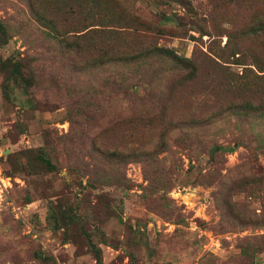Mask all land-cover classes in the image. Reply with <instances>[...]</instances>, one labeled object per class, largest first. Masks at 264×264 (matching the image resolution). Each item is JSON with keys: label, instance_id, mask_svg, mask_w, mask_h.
Here are the masks:
<instances>
[{"label": "rangeland", "instance_id": "374dc122", "mask_svg": "<svg viewBox=\"0 0 264 264\" xmlns=\"http://www.w3.org/2000/svg\"><path fill=\"white\" fill-rule=\"evenodd\" d=\"M0 24V264H264V0H0ZM122 53L148 117L94 69Z\"/></svg>", "mask_w": 264, "mask_h": 264}, {"label": "trees", "instance_id": "16d2710c", "mask_svg": "<svg viewBox=\"0 0 264 264\" xmlns=\"http://www.w3.org/2000/svg\"><path fill=\"white\" fill-rule=\"evenodd\" d=\"M0 29L2 31H4V27L3 25L0 24ZM94 29L91 31V34H97V33H101V29L97 30L96 28H91ZM114 32V31H113ZM87 33H81V34H75V38H77L78 40H83L85 38V36H87ZM49 37L54 39L55 34L54 32H52V34H49ZM66 38H61V42L64 43L65 46H68V43L66 41ZM80 47L81 45H79V42H75V48L77 49V51H80ZM164 54L165 57H167L169 60H171L172 62H180V58H178L177 56L171 55L168 56V54L164 53L163 51L161 52ZM141 57H143L142 53H122V54H115V55H111L107 58H103V59H98L96 62H94V69H101L102 71L106 72L104 74H106V80L108 82V84L110 86L114 85V88H117L119 90V94H123L124 96H129V97H134L133 100H137L139 102L138 106L141 108V110H139V115H144L146 117L149 116V114H151V110L149 108V103H150V99H151V89L149 88H143L140 89V91L137 89V87L139 86V84L137 82H134V78L131 76V74L129 73V69L130 67H132L134 64L138 63L141 59ZM208 58V57H207ZM209 61L213 62L214 65L218 66L221 70H224L229 76V82L231 80H238V76L233 74L231 72H228L226 70L225 67H223V65H219L217 61L209 58ZM178 65H182L181 62L180 63H176ZM120 67L121 69L119 71H108L109 67ZM197 69V64L195 63V61L193 59H188V58H184V70L187 71H193V73L196 71ZM82 69H77L76 72L79 73H83L81 72ZM89 70V69H88ZM86 70V72L88 71ZM92 70V69H90ZM170 70V68L165 69V71ZM193 75V74H192ZM254 79L255 80H264V75H259V74H254ZM149 83V82H148ZM147 83V85H148ZM237 82L233 83V86L236 84ZM237 109H244V106L238 107ZM147 111V112H146ZM215 116V115H214ZM208 117H212V116H208V115H204L201 118L196 119L195 121L190 122V125H205L208 124L210 122V119ZM91 149L93 151H96L100 154L103 155V157L106 156V152L107 151H103L101 149V147H99L98 145H95V140H93L91 142ZM127 153H125L123 155V157H126ZM112 156V155H111ZM42 159L50 166L51 162L45 158L44 156H42ZM99 259V257H98ZM97 263H99L97 261Z\"/></svg>", "mask_w": 264, "mask_h": 264}]
</instances>
